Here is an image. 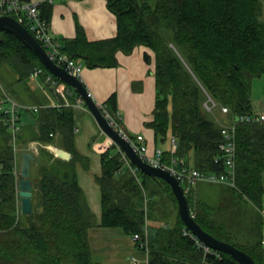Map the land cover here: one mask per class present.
<instances>
[{"label":"trees","instance_id":"16d2710c","mask_svg":"<svg viewBox=\"0 0 264 264\" xmlns=\"http://www.w3.org/2000/svg\"><path fill=\"white\" fill-rule=\"evenodd\" d=\"M40 5L42 17L50 22L52 4ZM107 7L117 20L114 37L89 40L77 23L76 36L63 38L62 50L89 68H110L118 66L119 51L130 54L140 45L150 48L155 53L156 100L154 118L147 124L159 142L171 137L176 143V153L163 152L161 162L170 165L173 158L183 159L185 167L200 172L226 173L221 126L203 106L205 91L230 108L229 118L256 113L251 92L253 79L264 73L263 0H107ZM145 60L150 62L148 54ZM5 65L26 84L38 68L48 74L33 51L8 31L0 33V66ZM103 104L118 118L116 93ZM28 110L38 126L35 132L21 131L17 144L30 140L40 144L39 155L31 163V172L35 171L31 214L21 212L12 135L0 112V264H94L89 243L92 227H118L133 236L143 233L150 220H159L150 214L151 199L172 202L177 210L169 184L139 169L134 174L131 168L136 165L127 164L112 143L101 154V173L94 175L101 194L98 225L78 180L77 164L89 170L90 159L76 148L75 109ZM236 132L235 185L229 186L261 215L264 123L239 122ZM48 144L64 148L71 158L55 156L46 149ZM193 188L188 198L196 222L217 239L246 251L256 264H264L261 232L248 243L235 242L225 223L212 217L209 206L193 202ZM152 206L153 211L159 210ZM164 228L148 224L150 264H199L204 259L206 264H239L225 252L205 256L184 233L188 229L179 216L175 226Z\"/></svg>","mask_w":264,"mask_h":264},{"label":"crops","instance_id":"0c3cea01","mask_svg":"<svg viewBox=\"0 0 264 264\" xmlns=\"http://www.w3.org/2000/svg\"><path fill=\"white\" fill-rule=\"evenodd\" d=\"M30 1L38 3L48 1L52 4V16L50 22H48L49 32L60 42L63 38H74L76 36L77 23L84 27L89 40L108 39L114 37L117 33L116 16L107 7V0ZM146 54L150 56V62L145 60ZM117 58L119 61L118 66L110 68H89L82 63L83 70L80 76L82 82L86 85L87 89L90 91L97 103H103L111 94L116 93L120 124L130 135L135 137L137 134H141L144 136L150 155L154 154L156 150H161L162 152L169 150L173 151L172 140H170L171 137L167 139L169 145L168 142H159L156 139L153 128L147 124L154 118L153 112L156 100V78L154 75L155 53L150 48L140 45L135 47L133 52L130 54H125L122 51H119L117 53ZM42 70L43 72L40 75H35L33 73L27 84L24 81H18V75L16 74V85H18L17 91L13 93L5 91L4 94H0V101L7 95L26 107L37 106L38 109H32L33 111H38L42 107L49 106L65 107L64 104L67 100L71 102V104L66 105V107H73L75 109L76 148L81 155L90 159L89 170H86L80 163L77 164L76 168L78 180L84 191L89 207L94 214L95 221L99 225L101 223L102 214L101 194L99 185L95 181L94 175L100 174L102 170L101 154L103 150L101 147H109L114 142L100 128L85 101L81 106L73 105L74 99L80 96L78 92L74 88L67 86L70 88L72 93L66 100L57 91L56 86L46 80L47 75L51 73L45 69L48 72V74H46L44 69ZM41 75H43L44 78ZM218 111L221 113L220 109ZM0 112L2 111L0 110ZM255 112H264V106L259 105V111L255 110ZM31 115L32 114L27 108L21 109L19 122L20 130L18 133L21 131L22 133H25L27 130L32 132L36 131L38 123L34 116ZM222 116L226 117L227 115L225 116L223 114ZM227 120H229L227 122H230L231 118L227 117ZM9 131L11 132L10 129ZM17 135L16 142L18 141ZM12 140L13 135L11 137V143ZM17 145L20 148L18 154V167L20 170L22 154L24 152H32L37 157L39 155L40 144L36 140H30L25 144L18 143ZM31 146L36 147V152L31 149ZM55 147L64 149L54 144H48L46 149L49 152H52L55 156L59 157L55 152ZM183 161L184 160L182 159V162ZM207 182L209 183L207 184ZM17 193L19 196L18 178ZM192 196L193 201L197 202L199 200V202L202 201L201 203L209 206L211 209L210 211L212 212V217L225 223L230 233L232 230L235 231V229L240 228L239 223H235L233 218V216L236 215L238 219L241 220L245 235H247V239L243 243H248L254 239L259 232H261L264 239V221L260 215L259 209L245 196L240 195L239 192L232 189L229 184H214L211 181L201 180L194 186ZM216 199L220 201L217 204L214 203ZM166 204H168V207L171 208L173 214H171V216L169 215V219L167 218L164 222H161L160 220H156L157 222L155 220H150L149 223L145 225L144 232L146 230L149 232L148 224L162 225L165 228H170L177 224L178 216H180L178 212V203L177 210L172 202H166ZM191 212H193L192 207ZM156 216L157 215H155V217ZM103 228L105 227L95 226L90 229V244L91 230L99 232V230H104ZM109 230H113L112 232L116 233L118 235L117 238L121 241H128L130 251V255L127 258L128 261L132 254L139 255L140 252L138 253L139 250L135 242L132 240V236L126 235L122 229L113 228Z\"/></svg>","mask_w":264,"mask_h":264},{"label":"built area","instance_id":"2783aa9c","mask_svg":"<svg viewBox=\"0 0 264 264\" xmlns=\"http://www.w3.org/2000/svg\"><path fill=\"white\" fill-rule=\"evenodd\" d=\"M40 3L30 1V0H0V16L11 15L16 18V20L25 26L30 33L35 37L37 41H39L43 47L45 48L49 57L59 66L65 67V69L80 78L83 70V64L81 62H77L73 58H71L67 53L62 50L61 42L53 37L49 32V24L47 20H45L40 12ZM43 72L41 68H38L34 71L35 75H40ZM47 81H50L56 86L57 91L67 100L69 95H71L72 91L67 87L65 83L55 78L52 74H48ZM206 100L203 104L205 110L209 113H212L215 108H219L221 113L227 115L229 113V108L227 106L220 105L215 101L206 91ZM71 103L67 100L65 102L66 105H70ZM84 104V100L81 96H78L74 99L73 105L81 106ZM62 106V105H61ZM98 106L107 117L111 125L115 127V129L126 139H128L135 152L147 163L164 168L172 175H174L181 183L185 193L188 195L192 188L197 184L198 181L206 180L211 182H225L230 186L235 185V175H236V167H235V156H236V126L239 122H252V123H264V112L254 113L253 115L241 116L235 115L231 118L229 123H224L222 121H218L221 126V132L223 135V142L220 143V149L225 152V161H226V173L222 174H214V173H204L200 172L196 168H189L183 165L182 160H178L177 158L172 159V164L167 165L161 162L162 151L156 150L154 154H149V149L147 144L145 143V138L141 134H137L134 138L124 129V127L119 122V114L118 118L114 117L108 111V108L103 103H98ZM38 109V107H26L18 103L16 100L12 99L9 96H5L4 99L0 101V110L3 112L5 117L3 118L4 123L11 130L13 135L12 146L13 152L15 156V172L18 175V154L20 148L16 142V135L20 130L19 122H20V111L21 109ZM172 146L173 151L176 148L175 139L172 138ZM35 152L36 147L31 146ZM28 148V147H26ZM108 147L103 146L101 149L105 151ZM118 150L121 152L122 158L125 160L127 164L131 162L127 157L126 153L118 146ZM32 151V150H31ZM38 151V148H37ZM179 164H182L179 167ZM131 167V166H130ZM133 173L136 174L138 168H131ZM192 215L194 216L193 212ZM261 215L264 218V209L261 210ZM186 235L190 236L197 247L204 251V255L214 254L219 255L217 250L210 248L206 245L201 239H199L196 235H194L190 230H186L184 232ZM132 240L135 242L139 255L132 254L129 257L130 264H150V246H149V234L147 230L144 233H135L132 236ZM264 242V239H263ZM201 264H206L205 259Z\"/></svg>","mask_w":264,"mask_h":264},{"label":"water","instance_id":"95a60500","mask_svg":"<svg viewBox=\"0 0 264 264\" xmlns=\"http://www.w3.org/2000/svg\"><path fill=\"white\" fill-rule=\"evenodd\" d=\"M8 31L16 35L26 44L38 57L44 68L52 75L74 88L84 99L87 107L94 115L100 128L119 146L127 155L129 160L144 174L150 177L161 178L169 184L178 203V212L186 227L210 248L219 252L230 254L239 264H256L255 260L246 251L232 243L219 240L198 224L192 215L191 204L188 195L185 193L180 181L170 171L153 166L144 161L134 150L131 143L116 131L101 112L98 103L95 101L81 78L69 73L65 67L57 65L47 54L45 48L38 42L29 30L20 24L13 16H0V33ZM56 154L63 159H70L71 154L61 148L55 147ZM32 152H24L21 159V167L18 177L19 196L21 212L31 214L33 212V181L31 178V163L35 160Z\"/></svg>","mask_w":264,"mask_h":264},{"label":"rangeland","instance_id":"374dc122","mask_svg":"<svg viewBox=\"0 0 264 264\" xmlns=\"http://www.w3.org/2000/svg\"><path fill=\"white\" fill-rule=\"evenodd\" d=\"M263 3H264V0H263ZM262 19L264 20V14L262 16ZM15 77H16V73L11 67H9L8 65L0 66V94L2 93L4 94L5 91H8L10 93L17 91L18 85H16L17 81ZM251 95H252V100L254 103V109L256 111H259V105L264 106V73L260 77H256L253 79ZM218 110H219L218 107L215 108L214 111L210 113V117L215 120L217 119L219 121H222L224 123H229L227 122L229 121L227 120L228 116L226 115H225L226 117L222 116L223 114H221ZM111 126L115 129L113 125ZM167 142H168L167 140L164 141V143H167ZM168 145H169V142H168ZM34 173L35 171L33 170L32 175ZM218 202H220L218 199L214 201L215 204H217ZM152 205H154L159 210L156 212L153 211L154 207ZM150 214L157 215L159 220L161 222H164L167 220L170 214H173V211L171 210V208L168 207V204H166L165 200H162L161 198H155V199L150 200ZM233 218L235 220V223L237 224L239 223L240 228L235 229V231L232 230L230 233V236L237 243L244 244L243 242H245V240L247 239V235H245L243 224L241 223V220L238 219L236 215H234ZM103 229L104 230H99V232L95 230H91L92 232L90 234L91 235L90 250H91L92 260L94 264H129V261L127 259L128 256L130 255L128 241L125 242V241H121L120 239H118L117 238L118 235L112 232L113 230H109L113 228H103ZM116 229H121V228L116 227Z\"/></svg>","mask_w":264,"mask_h":264},{"label":"bare ground","instance_id":"6f19581e","mask_svg":"<svg viewBox=\"0 0 264 264\" xmlns=\"http://www.w3.org/2000/svg\"><path fill=\"white\" fill-rule=\"evenodd\" d=\"M48 2V1H47ZM41 4V3H40ZM41 6V5H40ZM9 16H11V15H9ZM15 18V17H14ZM16 19V18H15ZM30 32V31H29ZM39 42V41H38ZM42 45V44H41ZM43 46V45H42ZM45 72V71H44ZM49 72V71H48ZM60 80V79H59ZM61 81V80H60ZM67 86H69V85H67ZM251 89V88H250ZM158 92V91H157ZM71 103V102H70ZM230 109V108H229ZM207 115V114H206ZM232 115V114H231ZM250 124V123H249ZM237 133V132H236ZM19 134V133H18ZM18 136V135H17ZM237 140V139H236ZM18 141H19V139H18ZM223 141V140H222ZM19 143V142H18ZM236 143H237V141H236ZM147 144V143H146ZM167 152V151H166ZM169 152H171V151H169ZM175 153H176V150H175ZM178 153V152H177ZM35 155V154H34ZM36 157V156H35ZM74 161V160H73ZM73 163V162H72ZM18 164H19V158H18ZM171 165V164H170ZM224 168V167H223ZM32 170V169H31ZM19 167H18V177H19ZM32 174V173H31ZM36 182V181H35ZM167 183V182H166ZM201 183V182H200ZM209 182H207V184H208ZM214 183V182H213ZM215 184V183H214ZM217 184V183H216ZM34 185V184H33ZM19 187V186H18ZM168 193V192H167ZM169 193H171V192H169ZM18 194V193H17ZM147 195V194H146ZM163 195V194H162ZM148 196V195H147ZM191 196V195H190ZM20 197V196H19ZM170 197H173V195H171ZM190 199V198H189ZM191 200V199H190ZM189 200V201H190ZM149 201V200H148ZM155 201V200H154ZM192 201V200H191ZM199 201V200H198ZM194 202V201H193ZM192 202V203H193ZM202 201H200V203H201ZM176 203V202H175ZM194 205V204H193ZM177 208V207H176ZM171 215V214H170ZM149 216V215H148ZM147 216V217H148ZM157 217V216H156ZM180 217V216H179ZM151 219V218H150ZM178 220V219H177ZM183 222V221H182ZM154 225H157V224H154ZM165 229V228H164ZM235 229V228H234ZM205 230V229H204ZM136 233V232H135ZM140 233V232H139ZM150 233V232H149ZM185 239H186V237H185ZM189 239V238H188ZM187 240V239H186ZM236 242V241H235ZM135 245V244H134ZM200 250V249H199ZM202 251V250H201ZM138 253H139V251H138ZM212 256V255H211ZM233 259V258H232ZM199 264H201V263H199Z\"/></svg>","mask_w":264,"mask_h":264}]
</instances>
